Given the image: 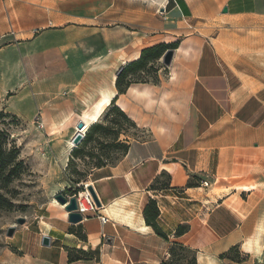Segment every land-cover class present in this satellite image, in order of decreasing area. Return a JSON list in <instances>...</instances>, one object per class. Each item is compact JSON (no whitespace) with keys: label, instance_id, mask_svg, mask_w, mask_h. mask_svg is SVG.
I'll list each match as a JSON object with an SVG mask.
<instances>
[{"label":"crops","instance_id":"crops-1","mask_svg":"<svg viewBox=\"0 0 264 264\" xmlns=\"http://www.w3.org/2000/svg\"><path fill=\"white\" fill-rule=\"evenodd\" d=\"M102 1L82 0L80 8ZM112 1L120 20L116 27H96L90 34L78 27L80 38L95 35L94 55L81 51L58 58L57 65L49 53L60 46L47 41L50 31L37 35L35 27H21L25 34L15 37L14 96L8 93L3 49L0 102L8 98L6 112L44 127L66 123L61 131L68 134L71 127L86 131L114 103L137 134L124 142L126 151L115 164L89 176L107 223L87 213L72 225L58 207L34 237L21 233L15 249L3 253V264H161L174 243L186 248L195 264H264V85L237 70L220 47L236 43L232 30L247 19L264 21V0H122V6ZM136 10L142 27H133ZM213 27L222 29L210 37ZM69 31L63 47L77 41ZM40 40L47 41L41 49L48 66L38 71L34 48ZM176 42L166 75L154 82L129 76L134 79L125 92H117L120 69L145 49ZM68 188L63 182L58 191ZM151 203L155 219L147 210ZM42 236L49 246H42ZM235 247L245 262L227 258ZM70 251H82L88 260L70 262Z\"/></svg>","mask_w":264,"mask_h":264},{"label":"rangeland","instance_id":"rangeland-1","mask_svg":"<svg viewBox=\"0 0 264 264\" xmlns=\"http://www.w3.org/2000/svg\"><path fill=\"white\" fill-rule=\"evenodd\" d=\"M112 2L103 0L96 5L80 8L82 0H0V64L3 63L4 49L7 56L5 70L7 72L4 74L8 76L6 79L10 83L8 93L14 96L16 92L15 37L25 34L21 27H35L37 35L49 30L51 36L47 41L60 46L49 55L56 57L55 61L59 65L60 57L79 56L81 51L86 55L95 54V35L80 38L78 27H87L89 34L95 33L93 31L96 27H116L119 24L117 21L120 20L116 19L117 16L112 11ZM119 3L122 6L124 2L120 0ZM137 10V22L133 27H142L139 22H142L143 18L138 15ZM120 11L122 12V9ZM70 27H75L71 29L77 41L70 47H63L62 43L69 39L71 34ZM221 29L222 27H213L210 37H214ZM232 32L236 37V43H222L220 46L228 61L237 70L264 85V21L247 19L243 27H235ZM221 39L224 40V37ZM47 41H38L34 48L40 57L38 63L34 64L38 71L48 66L41 49ZM168 69L158 60L143 74L134 75L139 77L136 79L154 82L158 74L164 76ZM124 74L126 75L122 80L123 84L134 79L127 76L129 72ZM0 88L3 89L1 68ZM6 99L8 98H2L0 102V113H3L0 116V145L5 156L8 152H13V158L4 166L3 174L15 167L17 177L0 190L3 196L0 201V264H3V253L14 250L20 242L23 237L21 233H30L29 235L34 237L37 226H43L41 222L45 221L49 213L52 214L53 209H59L53 202L55 195L63 193L66 197L70 196L77 184L89 182V176L99 167V163L107 166L115 164L123 155V143L137 136L131 123L120 116L112 105L96 122L104 129H93L94 127L91 128L93 130L87 129V133L84 131L81 144L74 147L68 140L73 139L77 133L76 128L71 127L67 134V130L61 131L66 127L64 126L66 123H61L58 128V124L55 126L53 123L49 127H44L41 121L34 119L24 121L4 110L3 104ZM81 122L82 119L75 125L78 127ZM75 149H79L78 154L73 153ZM63 182L70 185L69 190L58 191ZM19 217L25 219L24 224L16 223ZM62 217H65L63 212ZM12 226L15 227V231L11 237H7L6 231ZM44 227L47 228L46 225ZM16 231H19L18 234ZM174 249L176 255L171 264L189 263L192 254L188 250L179 248L178 245ZM227 258L237 263L246 260L237 247L227 254Z\"/></svg>","mask_w":264,"mask_h":264},{"label":"trees","instance_id":"trees-1","mask_svg":"<svg viewBox=\"0 0 264 264\" xmlns=\"http://www.w3.org/2000/svg\"><path fill=\"white\" fill-rule=\"evenodd\" d=\"M177 46H178V43L176 42V43L167 44V45L160 44V45H157V46H154V47H151V48H148V49L143 50L141 52L139 58L136 61L130 63L125 69H123L124 71L122 70L120 72V74L118 75V77L116 79V83H115V87H116L117 92L119 94H123L125 92L126 87L129 84V81L130 80H127V82L125 84L122 83V80L124 79V76L126 75V74H124V72L125 73H128L129 72V74L127 75L128 77L129 76H134V74H136V73L137 74L144 73L145 70H149V68H151L154 65V63L157 62V60H159V58L162 56V54L165 51H167V50H174V49L177 48ZM112 105H113V108L115 109V111H117L120 114V116L126 118L129 121V119L127 118V116L120 109H118L116 106H114V103H112ZM2 114L3 113H0V116H2ZM91 128L97 129V128H102V127H100L96 123V124L91 125L87 131H89ZM93 129H91V130H93ZM102 129H104V128H102ZM87 131H86V133H87ZM123 144H124L123 146H124V152H125L126 151V144L125 143H123ZM75 150L76 151H73V153L74 154L75 153L78 154L79 153V151H78L79 149H75ZM124 152H123V154H124ZM12 153L13 152H8V154L5 156L3 147L0 145V190L3 189V188H5V186L7 184H9L12 179H14V178L17 177V175L15 173L16 172L15 171V167L9 169L6 173L3 174L4 169H5L4 166L13 158ZM98 166H99L98 168H100V167L105 166V165H102L101 163H99ZM2 199H3V196L0 193V201ZM147 210L151 211V215H152V218L153 219H155L157 217L158 211H157V208L155 207V204L154 203H151V208L149 206L147 208ZM147 222H148V220H147ZM151 224H152L151 226L155 229V231L157 232V234H160V236H162V237L165 238V236L163 234H161L160 231L157 229V227L155 226V224L153 222ZM182 229H183L182 227L179 228V230L177 231V233L180 232V231H182ZM71 232L74 233L77 237H80V234H79L78 231L72 230ZM177 245L179 246V248H182L184 250L186 249L181 244L174 243L171 246L170 250H169V257H168L167 261H165V262H163L161 264H171L172 263V260H173V258L176 255L175 254V251H174L175 250L174 247L177 246ZM230 251H229V253H230ZM87 257L88 256L85 255L82 251H76L74 253L72 251H70L69 252V256H68V260L70 262L76 261V260H88ZM187 264H195V261H194L193 256L191 257L189 263H187Z\"/></svg>","mask_w":264,"mask_h":264},{"label":"water","instance_id":"water-1","mask_svg":"<svg viewBox=\"0 0 264 264\" xmlns=\"http://www.w3.org/2000/svg\"><path fill=\"white\" fill-rule=\"evenodd\" d=\"M225 12H226V9L223 10V13H225ZM173 55H174V50H167L163 54V56L161 58V62L165 67H169L171 65ZM121 71H122V69H120V71H118L117 76L120 74L119 72H121ZM83 138H84V134L77 132L74 135L73 139L71 140V143L75 147H77L78 145L81 144V142L83 141ZM88 190L91 193L97 207L100 208L101 204H100L95 192L93 191V188L90 186V187H88ZM54 200H56L61 206L64 207V210L68 214L67 220L70 224L74 225V224H78L79 222H81V220H82L81 216L76 214V213H73L76 210V202H75L74 198L71 197L68 200L67 197L63 193H59V194L54 196ZM16 223L18 225H22L25 223V219L19 217L16 219ZM14 231H15V227H13V226L9 227L6 231L7 237H11L13 235ZM49 243H50L49 238L46 236H42V238H41L42 246H49Z\"/></svg>","mask_w":264,"mask_h":264},{"label":"built area","instance_id":"built-area-1","mask_svg":"<svg viewBox=\"0 0 264 264\" xmlns=\"http://www.w3.org/2000/svg\"><path fill=\"white\" fill-rule=\"evenodd\" d=\"M200 184L205 188L208 187L207 181H202ZM90 186L92 187L89 182H80L67 199L69 200L71 197L75 199L76 210L73 213L80 215L82 220L87 213H94L98 221L101 224H105L108 222V218L99 215L98 211L101 207H97L91 193L89 192L88 187Z\"/></svg>","mask_w":264,"mask_h":264},{"label":"bare ground","instance_id":"bare-ground-1","mask_svg":"<svg viewBox=\"0 0 264 264\" xmlns=\"http://www.w3.org/2000/svg\"><path fill=\"white\" fill-rule=\"evenodd\" d=\"M142 1H144V2H149V3H162V2H164L165 0H142ZM119 107V106H118ZM121 109V108H120ZM89 127H90V125H87V127H86V129H89ZM84 131V130H83ZM83 131L82 132H80V133H83ZM84 134V133H83ZM71 144V146H74L72 143H70ZM75 147V146H74ZM53 202H54V204H56L60 209H64V207L63 206H61L56 200H53ZM65 211V210H64ZM66 212V211H65ZM66 215H67V217H68V214H67V212H66Z\"/></svg>","mask_w":264,"mask_h":264}]
</instances>
